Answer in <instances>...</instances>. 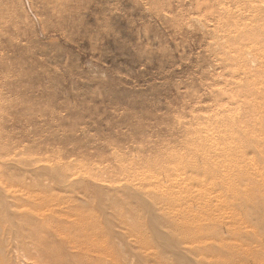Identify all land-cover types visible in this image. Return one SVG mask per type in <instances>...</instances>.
I'll return each mask as SVG.
<instances>
[{"label":"rangeland","instance_id":"374dc122","mask_svg":"<svg viewBox=\"0 0 264 264\" xmlns=\"http://www.w3.org/2000/svg\"><path fill=\"white\" fill-rule=\"evenodd\" d=\"M0 264H264V0H0Z\"/></svg>","mask_w":264,"mask_h":264},{"label":"bare ground","instance_id":"6f19581e","mask_svg":"<svg viewBox=\"0 0 264 264\" xmlns=\"http://www.w3.org/2000/svg\"><path fill=\"white\" fill-rule=\"evenodd\" d=\"M57 9V8H56Z\"/></svg>","mask_w":264,"mask_h":264}]
</instances>
